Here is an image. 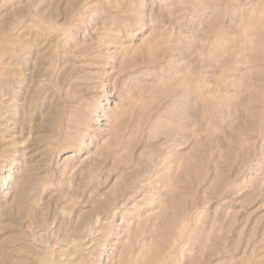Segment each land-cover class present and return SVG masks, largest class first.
I'll list each match as a JSON object with an SVG mask.
<instances>
[{
    "label": "rangeland",
    "instance_id": "rangeland-1",
    "mask_svg": "<svg viewBox=\"0 0 264 264\" xmlns=\"http://www.w3.org/2000/svg\"><path fill=\"white\" fill-rule=\"evenodd\" d=\"M0 264H264V0H0Z\"/></svg>",
    "mask_w": 264,
    "mask_h": 264
}]
</instances>
